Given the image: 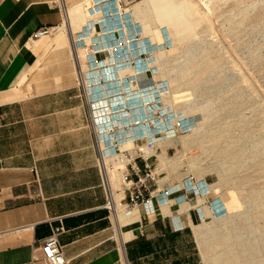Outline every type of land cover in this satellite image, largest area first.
Segmentation results:
<instances>
[{"label":"crops","instance_id":"obj_1","mask_svg":"<svg viewBox=\"0 0 264 264\" xmlns=\"http://www.w3.org/2000/svg\"><path fill=\"white\" fill-rule=\"evenodd\" d=\"M63 20L58 0H0V264H44L38 245L56 228L67 264H202L193 230L202 215L189 207L200 195L182 179L153 185L132 223L104 209L98 147L128 148L150 130L135 124L156 97L154 62L130 66L139 39L109 51L117 21L82 25L66 46H31ZM156 140L157 164L167 148Z\"/></svg>","mask_w":264,"mask_h":264},{"label":"rangeland","instance_id":"obj_2","mask_svg":"<svg viewBox=\"0 0 264 264\" xmlns=\"http://www.w3.org/2000/svg\"><path fill=\"white\" fill-rule=\"evenodd\" d=\"M138 2L140 5L126 15L127 31L130 37L139 38V48L150 53L149 61L157 67V92L155 98H150V105L161 119L157 120V148L162 152L167 148L166 159L160 158L164 155L158 157L157 164L161 165L162 177L167 176L164 184L182 179L186 189L198 190L197 201H204L192 207L202 215L193 226L202 260L200 243L212 238L211 231L218 229V237L229 233L221 220L247 211L251 221H236L235 231L248 236L252 230L264 233V214L250 210L251 196H259L258 205L264 203V0ZM93 5L92 0H68L66 9L72 12L74 31L82 25L100 27L113 22ZM53 40L55 36L33 39L31 46L44 44L52 48ZM232 100L238 103L232 106ZM201 106H209L219 116L212 121L204 115L196 117L191 109ZM224 126L227 133L216 135L217 129ZM238 149H243V157L231 159ZM209 174L223 182H210ZM117 184L112 188L115 198L120 199ZM207 199H211L209 206ZM206 206L207 213L203 211ZM204 216L210 218L204 222ZM257 264H264V257Z\"/></svg>","mask_w":264,"mask_h":264},{"label":"built area","instance_id":"obj_3","mask_svg":"<svg viewBox=\"0 0 264 264\" xmlns=\"http://www.w3.org/2000/svg\"><path fill=\"white\" fill-rule=\"evenodd\" d=\"M94 7L103 12L105 19L109 21H117L120 27L110 25L109 32H120L116 36L117 45L111 46L109 51L119 55L121 50L128 53L132 49L133 42L138 41V37L127 36V12L139 0H92ZM109 23V22H108ZM53 28H42L33 34V39H39L49 35ZM150 53L142 48H138L137 56L130 58V66L135 70L142 69V63ZM147 105L144 108L147 109ZM157 120H161L157 116V110L145 112L140 122L135 126H148L150 135L138 137L134 140L131 147L119 149L118 144H110L106 150L98 147L97 168L101 177V185L105 193L104 209L112 216L116 215L115 202L111 194L109 182L107 179V169L104 163V156L115 157L120 166L116 170L120 182V192L122 197L119 200L127 211L142 207L148 204L152 195L151 187L157 185L162 178L163 171L156 164L154 141L157 137ZM180 124L178 123L177 126ZM180 127V126H179ZM108 132V131H107ZM153 132V133H152ZM112 170V168H110ZM62 231L56 228L52 233L39 242L38 249L43 256L44 264H67L61 249L57 242V235Z\"/></svg>","mask_w":264,"mask_h":264},{"label":"bare ground","instance_id":"obj_4","mask_svg":"<svg viewBox=\"0 0 264 264\" xmlns=\"http://www.w3.org/2000/svg\"><path fill=\"white\" fill-rule=\"evenodd\" d=\"M59 3L61 4V6H63L64 9V20L62 21V26L61 28H56V29H52L51 32L49 33V35L45 36V37H41L39 39H45L49 36H55V40H54V45L55 46H66L67 45V41L69 40V37L71 35V33H73V20L71 17L72 12L66 9V4L68 2V0H58ZM139 2H137L131 9H129L127 12L131 13L132 9L134 7L137 8V6H139L140 4H138ZM81 5V4H80ZM254 5V4H253ZM178 6V5H177ZM180 7V6H179ZM254 7V6H253ZM78 8V7H77ZM256 4H255V9H256ZM253 9V11L255 10ZM71 10V9H70ZM75 10V9H74ZM249 11V10H248ZM249 13V12H248ZM252 13V11H251ZM246 15V14H245ZM74 16V15H73ZM79 17V16H78ZM241 17V16H240ZM183 18V17H182ZM194 18V17H193ZM76 19V17H75ZM82 19V18H81ZM191 19V18H190ZM77 20V19H76ZM198 20V19H197ZM264 22V21H263ZM193 23V22H192ZM200 24V23H199ZM179 25V24H178ZM260 25V24H259ZM196 27V26H195ZM203 28V27H202ZM191 29V28H190ZM264 31V30H263ZM175 35V34H174ZM71 38V37H70ZM204 38V37H203ZM38 40V39H37ZM47 40V39H46ZM45 41V40H42ZM71 41V40H70ZM199 41V40H198ZM72 42V41H71ZM194 42V41H193ZM196 42V41H195ZM41 45V44H40ZM44 45V44H43ZM196 45V44H195ZM191 48V47H190ZM206 49V47H204ZM70 49V48H68ZM193 49V48H192ZM191 49V50H192ZM71 50V49H70ZM183 51V50H182ZM70 53V52H69ZM212 53V52H211ZM73 54V53H72ZM154 54V53H153ZM256 55V53H255ZM255 55L253 57H255ZM75 56V55H74ZM189 57V56H188ZM213 57V56H212ZM260 57V56H259ZM74 58V57H73ZM252 59V58H251ZM186 63V62H185ZM155 64V63H154ZM201 64V63H200ZM183 65V64H182ZM160 67V66H159ZM158 67V68H159ZM198 67V66H197ZM157 68V67H156ZM160 70V68H159ZM199 71V70H198ZM179 75V74H178ZM215 76V75H214ZM214 78V77H213ZM210 79V78H209ZM212 81V80H211ZM210 89V87H209ZM227 89V88H226ZM236 89V88H235ZM175 90V89H174ZM200 90V89H199ZM221 92V90H220ZM230 94V92H229ZM217 96V95H216ZM217 98V97H216ZM239 99V98H237ZM169 100V99H167ZM204 100V99H203ZM213 102V101H212ZM211 102V103H212ZM232 106L236 105L238 103V101H234L232 100ZM242 103V102H241ZM208 104V103H206ZM205 104V105H206ZM211 104L209 103V106ZM209 106H201V107H195L191 109V112H193V115H196V117L199 115L203 116V118H205L206 120H213L215 118H217V116H219L218 113L216 112H212L210 110ZM193 110V111H192ZM186 112V111H185ZM235 114V113H233ZM239 114V113H238ZM196 120V119H195ZM198 120V119H197ZM201 120V119H200ZM221 124V123H220ZM219 125V124H218ZM207 128V126H206ZM227 131V127L224 126L223 128L217 129V132L215 133L217 135L223 132ZM233 131V130H232ZM227 133V132H226ZM213 135V134H212ZM214 135V137L216 136ZM232 135V134H231ZM237 135V134H236ZM198 137V136H197ZM255 137V135H254ZM201 139V138H200ZM203 139V138H202ZM246 140V139H245ZM256 140V139H255ZM155 142V141H154ZM209 142V141H208ZM263 144V142H262ZM256 145V144H255ZM219 146V145H218ZM242 147V146H241ZM245 147V146H243ZM230 148V147H229ZM247 148V145H246ZM259 148V147H258ZM250 149V148H249ZM260 149V148H259ZM258 149V150H259ZM203 151V150H202ZM201 151V152H202ZM214 152V151H213ZM249 152V151H248ZM258 152V151H257ZM232 153V152H231ZM255 153V151H254ZM210 154V153H209ZM257 154V153H256ZM244 155L243 149H238L234 155L231 156V159H237V158H242ZM226 156V155H225ZM197 157V156H196ZM111 158L115 159V162L111 161ZM110 156H104V163L107 169V179L109 182V186H110V190H111V194L113 196L114 202H115V209H116V215L113 217L115 219V221H117L118 223L121 222L124 219H129V222H133V212L135 209L130 210L129 212L125 210V208L120 205L119 203V198H115L116 192L113 190L112 187H114L113 185H116V182L118 183L117 185H119V190L117 191V193H119L121 195L120 192V182H119V178H118V173H117V169L120 166L119 162L116 161L115 157H111ZM161 159H166L165 155L164 157H160ZM218 158V157H217ZM223 158V157H222ZM158 159V157H157ZM252 159V158H251ZM264 159V157H263ZM262 159V160H263ZM179 160V159H178ZM223 160V159H222ZM220 161V160H219ZM226 161V160H225ZM224 161V162H225ZM165 162V161H164ZM167 162V161H166ZM242 162V161H241ZM258 162V161H257ZM159 163V162H158ZM178 163V162H177ZM229 163V162H228ZM227 163V164H228ZM169 164V163H168ZM173 164V163H172ZM253 164V163H252ZM258 164V163H257ZM159 165V164H158ZM231 165V164H230ZM161 165H159L160 167ZM163 166V165H162ZM165 167V166H164ZM171 167V166H170ZM223 167V165H222ZM234 167V166H233ZM110 168H112V170H110ZM161 168V167H160ZM220 169V168H219ZM217 173V172H216ZM170 175V174H169ZM171 177V176H169ZM169 179V178H168ZM207 179L210 182L213 183H220L223 182L222 179H219L217 176H215L214 174H209L207 175ZM232 179V178H231ZM167 180V176L161 178L158 181V184H164L165 181ZM246 180V179H245ZM169 181V180H168ZM112 185V186H111ZM218 185V184H217ZM236 185V184H235ZM237 186V185H236ZM163 191V190H162ZM258 191V190H257ZM259 193V192H258ZM261 193V191H260ZM263 193V192H262ZM250 194V193H249ZM252 195V194H251ZM122 197V195H121ZM261 198V197H260ZM259 199V196H251L250 199V210L256 212V213H263L264 214V203L258 205L257 201ZM249 200V199H248ZM203 200H198L196 202V205H198L197 203H203ZM262 202V201H261ZM195 206H191L189 205V207H196ZM249 205V203H248ZM247 208V207H246ZM137 209V208H136ZM205 213L208 212L207 206L204 208L203 210ZM201 213V212H200ZM199 215V214H198ZM206 215V214H205ZM234 215V214H233ZM205 217V216H204ZM226 217V216H225ZM201 221V220H200ZM236 221L241 222L240 224H242L243 222H246L249 224V222L251 221V215H249L247 213V211L244 214H240L237 215L235 218H228V219H224L221 220L220 223H222V226L224 228V230H229V233H223L224 236H219L218 237V229H214V231H211V239L208 241L204 242L202 241L200 244L201 246V256H202V261L204 264H257V261H261L263 260L264 257V233H259L256 231H251L249 233L250 236H248V234L246 232H236L235 230V226H236ZM127 222V221H126ZM219 223V224H220ZM218 224V226H219ZM245 224V223H244ZM216 226V225H215ZM213 226V228L215 227ZM217 227V226H216ZM243 227V226H242ZM207 231V230H206ZM205 232V231H204ZM203 233V232H202ZM209 233V232H208ZM205 235V234H204ZM210 237V236H209ZM208 237V239H209ZM207 239V237H206Z\"/></svg>","mask_w":264,"mask_h":264}]
</instances>
